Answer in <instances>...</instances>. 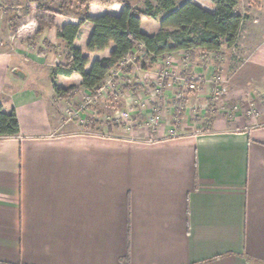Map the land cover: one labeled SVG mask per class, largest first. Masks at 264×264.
Returning <instances> with one entry per match:
<instances>
[{"label":"crops","instance_id":"obj_1","mask_svg":"<svg viewBox=\"0 0 264 264\" xmlns=\"http://www.w3.org/2000/svg\"><path fill=\"white\" fill-rule=\"evenodd\" d=\"M79 1L27 0L25 14L18 8L0 21V103L6 113L14 109L20 123L17 136L0 138V264H264V104L254 118L195 122L188 114L174 125L167 116L157 131L141 130L139 139L137 129L118 135L96 109L92 122L62 119L61 105L79 108L91 92L78 74L54 76L68 54L58 30L108 11ZM198 1L213 8L210 0ZM124 3L136 8L131 0H112L110 10ZM40 5L49 12L32 21L45 12ZM7 15L29 18L12 48L1 38ZM162 18L144 21L142 32L156 35ZM254 23L242 63L240 56L223 58L243 48L241 38L222 48L220 60L201 50L170 54L176 72L196 80L197 90L185 93L206 102L220 69L228 75V102L247 105L256 94L264 97V20ZM93 30L86 22L74 43L90 58L87 72L114 48L87 52ZM134 53L138 65L130 73L114 70L101 87L116 77L120 88L104 90L97 104L125 100L129 109L147 113L159 103L150 85L168 55L152 64L143 45ZM54 86L76 89L60 100ZM175 93L165 91L167 102Z\"/></svg>","mask_w":264,"mask_h":264},{"label":"trees","instance_id":"obj_2","mask_svg":"<svg viewBox=\"0 0 264 264\" xmlns=\"http://www.w3.org/2000/svg\"><path fill=\"white\" fill-rule=\"evenodd\" d=\"M213 8L201 4L198 0H186L177 7L175 0H158L155 7L147 0L145 9L133 8L124 3L118 12L110 10L112 0H90L83 6L98 3L107 8V13L100 18L85 15L78 24H68L60 27L58 38L68 47L67 64L58 67L54 76L61 75L71 78L78 74L82 77V87L92 93L98 91L106 78L130 54L140 46L146 48L144 59L153 64L158 58L176 52L192 53L201 50L203 53L219 54L224 46L235 47L240 39L241 31L247 16L238 11V0H210ZM163 13L160 30L150 36L142 32V23L156 19ZM90 22L94 25L92 36L87 46V52H102L114 45L109 58L95 61L90 71L86 67L90 58L74 46L81 27ZM48 44V43H46ZM131 69L125 70L130 73ZM60 100L70 97L76 89L72 87L61 90L54 86ZM96 122L92 126L95 125ZM20 133V123L16 111H4L0 103V138L17 136Z\"/></svg>","mask_w":264,"mask_h":264},{"label":"rangeland","instance_id":"obj_3","mask_svg":"<svg viewBox=\"0 0 264 264\" xmlns=\"http://www.w3.org/2000/svg\"><path fill=\"white\" fill-rule=\"evenodd\" d=\"M73 1V0H72ZM77 1V0H75ZM90 0H80L79 4L81 7L83 8H88V6H83L82 3L83 2H87ZM147 0H131V2L133 3L134 6H136L137 9L139 8H144L145 9V3ZM151 1L154 5H158V0H149ZM180 1V0H177ZM183 1V0H181ZM24 2V3H23ZM20 4V5H19ZM29 2H27V0H0V21L3 20L4 18H6L5 13H13L15 12L16 9L21 8L23 13L25 14V11L28 10V5ZM50 4V3H49ZM48 4V7L50 6ZM95 4V3H93ZM98 4V3H96ZM100 5V4H99ZM44 6L40 5L41 9H44ZM69 7V6H68ZM157 7V6H155ZM51 8V7H49ZM70 9V7L68 8V10ZM45 12L42 11H38L32 18L34 21L38 22L37 20L40 21V19L42 18V16L46 15V12H49L47 10L44 9ZM238 11H240L242 14L246 15L248 17V21L244 27V30L240 36V43L243 44V48L242 46L239 47V49L235 50L234 52L231 53V51L226 52L225 55H223L229 59L231 56L238 58L240 56L241 60H238L239 62L242 63V55L247 54L249 51L247 49V47H249V50H251L252 47V38L254 36V33L256 32V24L254 23L255 19L257 20H264V0H238ZM42 14V15H41ZM160 16H163V13L159 14ZM9 21H8V30L6 32H4V35L2 34V37L4 40L2 41V43H4L5 45H7L8 47H11L14 45V38L15 36V32L17 31V29L22 26L23 24H27L29 22V18L24 16V18H20L18 16H14V15H7ZM31 18V19H32ZM7 20V19H6ZM35 22V23H36ZM14 29V30H13ZM16 39V38H15ZM51 46V45H50ZM55 48H58L57 46H54ZM244 51V52H243ZM41 54V53H40ZM221 56V55H220ZM214 57H218L217 59H221L219 57L218 54H214ZM223 60V59H222ZM66 61V60H65ZM237 61V62H238ZM238 62V63H239ZM240 64V63H239ZM184 67L185 63H183ZM240 66V65H238ZM236 70V68H235ZM217 71H220V69L215 70L214 74L217 73ZM230 72V71H229ZM236 73V72H235ZM213 74V75H214ZM225 75L226 78H228L227 76V72L225 71V73H223ZM133 84H135L133 82ZM133 87V86H131ZM137 85H134V89H138ZM154 86L150 85V89H152ZM173 90H175V94L178 93L177 88H173ZM257 91V90H256ZM96 94V93H95ZM194 94L190 93H185L183 94V99L180 101V105L179 108H176V100L173 99L170 100L167 103H164V101H160L163 102V105L158 99L155 100L156 103L158 104H153L152 108H150V111L145 113L143 111H137L136 110H132V108L129 109V107L126 105L125 100H118V101H111L110 104L109 102H100L101 104H97L96 106H94V109H91L90 112L84 114L82 117H86V122H92L95 121L96 118V113L95 111L98 110L99 111V116L105 121V123H110L112 124V126H114V128H116L118 130V135H129L130 132H125L124 130H122L123 128H125V124H119L115 121V117H119L121 114H123L124 112H131L132 113V129H137L139 131V133L137 134V138H142L143 134L141 132V130L143 131L144 128V121L146 120L147 116L150 115L152 113V111L155 108H160V110L165 114V120L167 119V116L172 120L173 124L175 125L177 121L180 120H189V118H187L188 114L189 117L192 121L195 122H210L211 120H213L214 118H216L215 116H213V113L211 111V109H215L217 111V113H215L216 115H223V116H230L231 112H232V107L235 105L240 104L242 106V110L240 112L237 113H233V117L232 118H236V117H245L243 116V111L246 108V106H249L251 104H254V109H256V114L259 111V108H261V106L264 104V97L259 96L258 94H256V102H250L249 104L245 105L244 102H240V103H230L227 100V96L222 100V106L221 103L215 105L213 104L212 100L210 98L207 99V103L206 102H197L195 97H192ZM89 95L85 94L82 98V100H85ZM94 96V94H93ZM102 97V94H100V99ZM83 102V101H80ZM112 104V105H111ZM207 104V106L209 107L210 110H207V107H204V105ZM109 105V106H108ZM111 105V106H110ZM203 106V107H202ZM61 107V112L60 115L62 117V119L64 118H68V119H72V121H76L79 122V119L70 116L69 112H66V110L68 109H77L74 106H72L71 104H63L60 106ZM138 108V107H137ZM96 109V110H95ZM95 113H93V112ZM174 118V119H173ZM248 118V117H247ZM98 122V121H97ZM130 122V123H131ZM88 123V122H87ZM80 124V123H79ZM174 133H170L169 135H173Z\"/></svg>","mask_w":264,"mask_h":264},{"label":"built area","instance_id":"obj_4","mask_svg":"<svg viewBox=\"0 0 264 264\" xmlns=\"http://www.w3.org/2000/svg\"><path fill=\"white\" fill-rule=\"evenodd\" d=\"M187 53V52H186ZM186 59L188 58V55L185 54L184 56ZM138 57L135 53L130 54L123 62L120 63V71L125 73V70L127 69H133L138 65ZM161 70L159 77L153 84V93L155 96L160 99L161 101H164V103H167L168 96L165 95V91L167 89H173L174 87L177 88L178 93L174 95V99L176 100V108L178 109L180 105V101L183 99L184 91H196L197 85L195 79H190L188 77H184L175 70L176 61L172 55H168L162 62H161ZM189 64L186 61L185 66L187 67ZM116 77L109 80L106 86L101 87L99 89V92L95 93H89L90 96H88L85 100H82L79 104V108L77 109H68L66 112H69L70 116H73L77 119H79V123L85 124L86 123V117H82L84 114L90 112V110L98 103L100 94L104 92V90H112L115 93L120 88V83L115 82ZM212 91L210 99L212 100L213 104L217 105L218 103H221L222 106V100L227 96L228 93V80L225 77V75L221 71H217V73L214 74L212 81ZM182 89V90H180ZM88 94V93H87ZM94 94V96H93ZM254 104H251L249 106H246V108L243 111V116L248 118H254L256 116V109L253 108ZM133 110V109H132ZM242 110V106L240 104L235 105L232 107V112L230 116L233 115V113L240 112ZM213 116H218L215 113L217 111L215 109H211ZM87 116V114H86ZM233 117V116H232ZM165 119V114L160 110V108H155L150 115L147 116L146 120L144 121V128L152 130L153 132L157 131L163 124ZM72 120V119H69ZM115 121L117 123L125 124V128L123 130L125 132H131L132 129V113L124 112L119 117H115ZM131 122V123H130ZM173 133V132H172Z\"/></svg>","mask_w":264,"mask_h":264}]
</instances>
